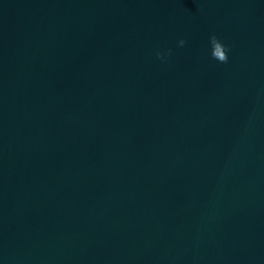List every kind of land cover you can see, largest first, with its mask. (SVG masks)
<instances>
[{
    "label": "water",
    "instance_id": "obj_1",
    "mask_svg": "<svg viewBox=\"0 0 264 264\" xmlns=\"http://www.w3.org/2000/svg\"><path fill=\"white\" fill-rule=\"evenodd\" d=\"M0 264H264V0H0Z\"/></svg>",
    "mask_w": 264,
    "mask_h": 264
},
{
    "label": "clouds",
    "instance_id": "obj_2",
    "mask_svg": "<svg viewBox=\"0 0 264 264\" xmlns=\"http://www.w3.org/2000/svg\"><path fill=\"white\" fill-rule=\"evenodd\" d=\"M212 52L211 55L214 59L218 60L221 63H226L229 60V46L226 45L216 34H212L209 38ZM179 46H184L186 44V40L181 38L178 41ZM171 55V49L167 50V53L164 51H157L156 56L161 61H165L168 56Z\"/></svg>",
    "mask_w": 264,
    "mask_h": 264
}]
</instances>
